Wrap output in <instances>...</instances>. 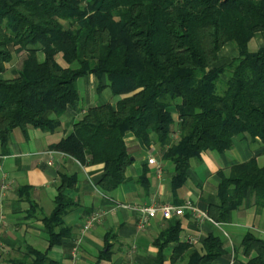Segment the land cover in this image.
<instances>
[{
  "label": "trees",
  "instance_id": "16d2710c",
  "mask_svg": "<svg viewBox=\"0 0 264 264\" xmlns=\"http://www.w3.org/2000/svg\"><path fill=\"white\" fill-rule=\"evenodd\" d=\"M256 36L264 42V0H0V146H8L14 130L53 131L59 123L45 113L59 118L76 106L77 81L93 75L98 89L108 88L118 98L115 108L88 109L53 149L82 165H103L97 189L106 196L123 183L132 163L125 134L145 144L154 134L175 168L176 191L187 180L189 161L202 153L223 154L239 136L264 144V44L248 50ZM228 44L236 56L220 64L219 53ZM22 52L20 71L4 79L6 67ZM173 113L178 141L167 147ZM74 184V177L61 176L54 210L42 219L49 249L70 237L62 219L76 207L65 194ZM248 194L264 210V167L255 159L221 177L207 217L225 223ZM180 231L175 223L158 240L160 247L174 245L173 262L214 264L223 255L218 238L208 236L200 254L179 242ZM241 250L244 260L238 264H264V241L248 234ZM10 264L55 262L25 248Z\"/></svg>",
  "mask_w": 264,
  "mask_h": 264
},
{
  "label": "crops",
  "instance_id": "0c3cea01",
  "mask_svg": "<svg viewBox=\"0 0 264 264\" xmlns=\"http://www.w3.org/2000/svg\"><path fill=\"white\" fill-rule=\"evenodd\" d=\"M256 37L254 41L259 40L256 50L253 48L254 41L251 44L253 51L248 44L251 53L264 44L260 36ZM225 49L229 51V59L236 56L229 45L220 53ZM17 63L12 78L20 71L21 65ZM10 66L2 75L4 79H9L5 74ZM78 81H81L77 88L80 99L76 106L59 118L51 112L45 113V119H57L59 123L53 131L28 127L23 134L14 130L8 146H0V264H10L11 260L19 259L25 248L46 253L55 264H72L74 251L77 253L76 264H186L180 259L173 262V244L160 247L158 243L161 234L175 223L181 230L179 242L187 245L189 250L201 254L202 243L208 236L222 242L223 255L214 264L243 262L241 243L248 234L264 241V210L254 205L250 194L241 208L229 213L223 224L212 222L206 213L208 206L216 204L221 177H227L231 168L252 159L259 167H264V144L239 136L233 138L231 149L223 154L202 153L189 161L187 180L181 188L173 191L175 168L163 158L157 137L150 134L149 144H145L128 132L124 142L132 163L125 170L123 183L104 197L97 189L103 165H82L53 149L73 133L75 124L88 109L107 104L115 108L118 101L108 88H97L98 81L93 75ZM101 84H107L104 78ZM106 90L110 97L116 99L114 102H109L108 98L96 100ZM172 117L175 125L167 147L178 141L177 114L173 113ZM150 159L154 160L153 165L148 164ZM63 175L75 178V184L65 194L76 203V207L62 219L64 226L70 230V237L62 240L61 245L49 249L42 219L49 217L54 210L57 188ZM142 178L145 181L141 183ZM22 189L27 190L24 196H21ZM187 202L207 218L198 219L185 213L181 217L164 220L157 212L144 227H140L142 208H157L164 204L180 207ZM92 215L98 219L83 233L82 225Z\"/></svg>",
  "mask_w": 264,
  "mask_h": 264
},
{
  "label": "built area",
  "instance_id": "2783aa9c",
  "mask_svg": "<svg viewBox=\"0 0 264 264\" xmlns=\"http://www.w3.org/2000/svg\"><path fill=\"white\" fill-rule=\"evenodd\" d=\"M149 165H153L154 164V160L150 159L148 161ZM104 196V195H103ZM105 197V196H104ZM157 212H160L162 215V218L164 220H170L172 217H181L183 216L185 213H189L192 216L197 217L198 219H206V215L200 213L195 207H193L190 203H185L184 205L180 206V207H176L174 205H170V204H164L160 207H145L142 208L141 213V220H140V227H144L146 221L150 218H154L155 214ZM98 217L95 215L90 216L89 218H87L85 220V222L82 225V232L85 233L87 232L91 226L93 225V223H95L97 221ZM80 242V239L77 241V243ZM77 261V253L76 251H74L72 253V264H76Z\"/></svg>",
  "mask_w": 264,
  "mask_h": 264
},
{
  "label": "rangeland",
  "instance_id": "374dc122",
  "mask_svg": "<svg viewBox=\"0 0 264 264\" xmlns=\"http://www.w3.org/2000/svg\"><path fill=\"white\" fill-rule=\"evenodd\" d=\"M257 37H255V39H256ZM255 39H253L251 42H250V51H253V49H252V47H251V44H252V42L255 40ZM258 44H259V40H256V41H254V43H253V48H254V50H256V48H258ZM229 46H231L233 49H234V51H235V47H234V45H231V44H228ZM229 51H228V49H225V50H223L221 53H220V55H219V58H221L220 59V63H222V64H224V63H226V62H228V60H230L229 58ZM235 55H236V51H235ZM24 57H25V53H20V54H18L17 56L16 55H14V59H13V61L11 62V68L10 69H8V71L6 72V74H5V77L6 78H9V79H11L12 78V75L15 73V62H17L18 61V63L17 64H20L21 65V62L23 61V59H24ZM38 59L40 60V61H42L43 60V56L40 54V55H38ZM57 61L61 64V65H63V62L60 60V58L58 59L57 58ZM80 83H81V81H78L77 82V88H79V85H80ZM217 88H218V93L219 94H221L222 93V91L224 90V87H223V85H222V83L221 82H219L218 84H217ZM111 95H110V93H109V91H104L103 93H101L98 97H96V100L98 99H100V100H102V99H104V98H108V101L110 102H114L115 100H114V98L113 97H110Z\"/></svg>",
  "mask_w": 264,
  "mask_h": 264
}]
</instances>
